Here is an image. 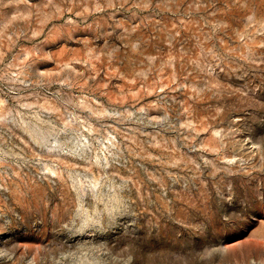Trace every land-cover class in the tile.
Instances as JSON below:
<instances>
[{"label": "rangeland", "instance_id": "1", "mask_svg": "<svg viewBox=\"0 0 264 264\" xmlns=\"http://www.w3.org/2000/svg\"><path fill=\"white\" fill-rule=\"evenodd\" d=\"M0 264H264V0H0Z\"/></svg>", "mask_w": 264, "mask_h": 264}]
</instances>
